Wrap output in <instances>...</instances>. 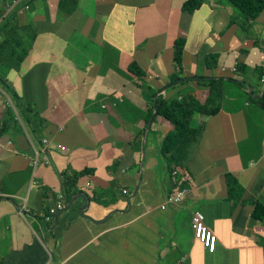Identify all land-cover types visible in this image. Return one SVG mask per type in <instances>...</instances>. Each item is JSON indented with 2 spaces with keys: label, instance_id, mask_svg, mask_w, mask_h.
Returning <instances> with one entry per match:
<instances>
[{
  "label": "crops",
  "instance_id": "1",
  "mask_svg": "<svg viewBox=\"0 0 264 264\" xmlns=\"http://www.w3.org/2000/svg\"><path fill=\"white\" fill-rule=\"evenodd\" d=\"M62 1L0 0V20L24 3L16 12L19 26L36 29L20 70L7 78L22 103L45 122L32 132L0 91V125L8 107L13 115L0 135V260L10 264V253L35 239L45 252L44 264H264V247L256 241L264 238V223L251 220L253 204L264 203V75L231 73L238 62L264 68V12L244 29L234 8L221 0H203L190 15L181 12L185 0ZM179 36L185 38L178 74L183 79L169 84L177 70L172 54ZM210 55L216 59L208 61ZM131 63L144 76L129 71ZM201 77L227 79L220 112L193 117V126L205 130L190 166L209 158L211 164L201 170L208 178L190 170L194 183L185 188L188 196L161 211L183 181L174 182L158 154L174 126L161 116L147 125L148 114L155 113L157 97L192 95L204 103L209 90ZM232 82L238 85L231 88ZM144 136L149 158L142 173ZM67 170L93 172L77 182L88 206L81 216L86 201L73 197L44 223ZM226 173L244 189L238 204L228 198ZM94 189L109 190L105 201L116 202L91 203ZM195 214L216 235L214 253L194 238Z\"/></svg>",
  "mask_w": 264,
  "mask_h": 264
},
{
  "label": "trees",
  "instance_id": "2",
  "mask_svg": "<svg viewBox=\"0 0 264 264\" xmlns=\"http://www.w3.org/2000/svg\"><path fill=\"white\" fill-rule=\"evenodd\" d=\"M63 2L64 0L61 2V5ZM225 2L227 3L224 4L239 11V24L244 29H248V27L252 26V23L264 12V0H225ZM202 3L203 0H185L181 5V12L188 15L193 14ZM23 4L24 3L20 4L14 11L9 13L7 17L0 20V91L9 99L10 104L17 112L21 122L32 131L36 124H45V122L31 111L30 106L22 103L7 78L11 71L18 72L20 70L21 64L30 52L36 37V29L32 24L19 26L17 21V9L23 6ZM61 5L59 7H61ZM3 7L4 2L0 6V13L4 11ZM184 45V36L177 37L173 43L172 59L177 70L174 75L170 76L169 84H177L183 79L179 77L178 74L181 71V58ZM212 59L214 60L216 57L214 55L207 57L208 61ZM208 66H210V62H208ZM236 67L237 73L241 75H245L247 72H251L255 75L257 74L259 77L264 75V68L262 67L250 69L242 62H238ZM259 69H262L261 73ZM129 71L136 75L142 74L144 76V72L140 70L135 63L130 64ZM229 81H233V79H229ZM201 82L209 90V95L202 104L192 95H186L181 100L174 99L171 101H164L160 97L155 99L154 116H161L174 126L172 134L167 136L164 143V145H166L164 153L167 158L165 162L168 165L170 175L172 174V169L169 166L171 161L170 157H173V161L177 165L186 168L191 160L192 150L194 151L195 147L199 144L205 130L203 125L196 127L192 125L193 117L196 115L214 116L217 115L222 108L224 86L227 84V79L201 77ZM239 83L244 86L243 82ZM247 96L249 99L250 97L248 94ZM8 111L9 115H7V118L0 125V135L6 133L8 125L12 124L13 115L9 107ZM151 115L152 113L149 114V118ZM115 167L116 165H113L112 170ZM108 171H110V168L107 169V172ZM90 174H93L90 170H83L81 172L67 170L61 175L62 183L60 194L66 205L73 197L80 194V191L77 189L78 180L82 177L90 176ZM225 181L229 200L234 202V204L240 203L244 195V189L236 177L231 173H226ZM91 189L92 188H90L89 191H91ZM108 192L109 190L94 189L90 202L102 207H108L109 204L113 205V203L116 202L114 197L111 200L105 201V198H110L109 195L106 196ZM110 193L115 195L113 186L110 188ZM253 206L254 210L251 215V220L254 223H264V203L257 202L254 203ZM41 212L42 215L45 214L44 209H42ZM37 220L41 223L42 218L38 215ZM256 241L262 245V248L264 247V238L256 237ZM44 254L45 252L42 247L33 239V241L29 245H26L21 251L10 253L7 259H9L10 264H44L46 261ZM0 264H7L6 259L0 260Z\"/></svg>",
  "mask_w": 264,
  "mask_h": 264
},
{
  "label": "built area",
  "instance_id": "3",
  "mask_svg": "<svg viewBox=\"0 0 264 264\" xmlns=\"http://www.w3.org/2000/svg\"><path fill=\"white\" fill-rule=\"evenodd\" d=\"M231 71L236 72V65L231 69ZM43 143H47V141H44ZM58 149L61 153L67 152L65 148L58 147ZM123 194L126 195L127 193L123 192ZM187 194L188 192L186 190L173 192V194H171L167 199L166 206H178L181 204ZM65 206V201L62 198V195L59 194L54 207L51 208L48 214L44 217V222H51L58 212H61L65 209ZM191 226L195 240L199 242L209 253H214L217 241L216 235L214 234L213 230L204 223L203 216L200 214H195L191 220Z\"/></svg>",
  "mask_w": 264,
  "mask_h": 264
},
{
  "label": "rangeland",
  "instance_id": "4",
  "mask_svg": "<svg viewBox=\"0 0 264 264\" xmlns=\"http://www.w3.org/2000/svg\"><path fill=\"white\" fill-rule=\"evenodd\" d=\"M223 3H227V2H225V0H221ZM232 9H233V7H231ZM235 10V9H234ZM236 12H235V15H236V17L239 15V11H237V10H235ZM251 27V26H250ZM249 28V27H248ZM29 54V53H28ZM28 56V55H27ZM26 59V58H25ZM24 59V60H25ZM23 60V61H24ZM259 72L261 73L262 72V69H259ZM231 73L232 74H234L235 72H232L231 71ZM226 76H229V77H231L230 75H226ZM226 85L227 84H225V86H224V96H225V87H226ZM238 84L236 83V82H232L231 83V85H230V87L231 88H233V87H235V86H237ZM150 114V113H149ZM149 114H148V116H149ZM155 117L156 116H154V114L152 113V115H151V117L149 118L148 117V120L146 121L147 122V125H148V122L150 121V122H152V121H154L155 120ZM196 124V120H195V118H193L192 119V125H195ZM165 139H166V137L164 138V140L163 141H161L160 142V144H159V148H160V150H159V156H160V161L161 162H165V160L167 159L165 156H166V154L164 153V149H165V146L166 145H164V143H165ZM142 145H143V142H141V144H140V154H141V160H140V162H139V164H138V168H140V170H142V171H144L145 170V163H146V159H148L149 158V152H147L146 151V149H145V143H144V148L142 147ZM193 150H192V155H193ZM170 159H171V161H170V164H169V166H170V168L172 169V174L170 175V173H169V171H168V168H166V171H167V173H168V175H170V176H172V179L174 180V182L175 183H177V182H179V181H185L186 183H187V186L189 187V186H191V184H193L194 182H193V180H192V178H191V176H190V170L193 172V173H195V174H201V179L203 180V181H206L207 180V178H208V175H207V173H205V172H202L201 170H203L204 168H206L207 166H208V164H211L210 163V161H209V158H208V160L207 161H204V162H202V164L200 165V166H198V168H196L197 167V165L196 166H193L192 168L194 169H191V166H190V164L192 163V159H191V161H190V163L187 165V167L186 168H183L182 166H180V165H177L174 161H173V157H170ZM157 164H159V162L157 161ZM168 166V165H167ZM42 191V190H41ZM136 197V196H135ZM135 197H133L132 199H131V202L135 199ZM129 202H130V200H129ZM167 209H165V210H161V211H166ZM49 212V211H48ZM48 212H47V214H48ZM185 264H187V263H185Z\"/></svg>",
  "mask_w": 264,
  "mask_h": 264
},
{
  "label": "clouds",
  "instance_id": "5",
  "mask_svg": "<svg viewBox=\"0 0 264 264\" xmlns=\"http://www.w3.org/2000/svg\"><path fill=\"white\" fill-rule=\"evenodd\" d=\"M263 49H264V47H263ZM236 66H237V65H236ZM236 72H237V67H236ZM236 72H235V73H236ZM186 186H187V183H186L185 181H183V183L180 182V184L176 186V189H175L173 192H175V191L178 192V191L185 190ZM179 188H180V190H179ZM82 191H83V190H82ZM186 191H187L188 194H189V191H188V190H186ZM173 192H172L171 194H173ZM125 193H127V194H126V195L123 194V195H124V196H128V192H125ZM171 194H170V195H171ZM188 194H187V196H188ZM170 195H169V196H170ZM169 196L166 198L165 203H164L163 206L161 207L162 210L167 209V208H171V207H177V206H166L167 199L169 198ZM187 196H186V197H187ZM186 197H185V198H186ZM130 198H131V197H130ZM185 198H184V199H185ZM130 203H131V202H130ZM178 206H179V205H178ZM163 208H164V209H163ZM55 216H56V215H55ZM55 216H54V217H55ZM44 217H45V216H44ZM192 230H193V229H192Z\"/></svg>",
  "mask_w": 264,
  "mask_h": 264
},
{
  "label": "water",
  "instance_id": "6",
  "mask_svg": "<svg viewBox=\"0 0 264 264\" xmlns=\"http://www.w3.org/2000/svg\"><path fill=\"white\" fill-rule=\"evenodd\" d=\"M144 141H145V136H144V138L142 139V142H143L142 147H143V148H144ZM141 172L143 173L142 170H141ZM140 181H141V178H140ZM78 196H82V197L85 199V201H86V205H85L84 208H83L82 210H80V212H79L80 215L82 216L83 211H84V210L87 208V206H88L89 200H88L87 196H86L84 193L77 194V195L75 196V198L78 197ZM135 196H136L135 193L132 194V196H131V198H130V202H131V199H132L133 197H135ZM75 198H74V199H75ZM74 199H72V201H73ZM70 203H71V201L65 206V209H67V208L69 207ZM65 209H64V210H65Z\"/></svg>",
  "mask_w": 264,
  "mask_h": 264
}]
</instances>
